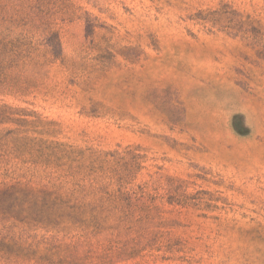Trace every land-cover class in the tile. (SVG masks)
<instances>
[{
  "label": "rangeland",
  "instance_id": "obj_1",
  "mask_svg": "<svg viewBox=\"0 0 264 264\" xmlns=\"http://www.w3.org/2000/svg\"><path fill=\"white\" fill-rule=\"evenodd\" d=\"M0 264H264V0H0Z\"/></svg>",
  "mask_w": 264,
  "mask_h": 264
},
{
  "label": "trees",
  "instance_id": "obj_2",
  "mask_svg": "<svg viewBox=\"0 0 264 264\" xmlns=\"http://www.w3.org/2000/svg\"><path fill=\"white\" fill-rule=\"evenodd\" d=\"M125 218H128V215H123L122 217H118V221L119 222H123L125 220ZM110 220V216L106 213V211L103 209V211H99L97 213H95L94 215H92L91 217H89L87 223L88 224H92L95 226H102V225H106L109 223Z\"/></svg>",
  "mask_w": 264,
  "mask_h": 264
}]
</instances>
